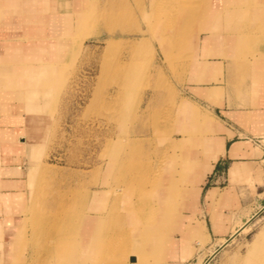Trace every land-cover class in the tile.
Here are the masks:
<instances>
[{"label":"rangeland","instance_id":"1","mask_svg":"<svg viewBox=\"0 0 264 264\" xmlns=\"http://www.w3.org/2000/svg\"><path fill=\"white\" fill-rule=\"evenodd\" d=\"M59 1L49 0L52 4ZM108 1L100 0L101 7H98V10ZM143 1L148 4L155 0ZM128 2L135 22L132 20L124 24L131 33L129 35L118 33L114 36L111 47L107 48V40L111 36L103 29L101 19L99 22L92 20L90 10L94 5L91 4V0L89 2L87 0L89 7L86 6V11L90 18L85 25L77 27L68 37V44L64 45L59 65L61 68L57 72L59 76H56V82L55 78L51 79V93H48L47 101L42 102V105L46 106L39 112H28L17 99L8 103L10 107L7 112L0 110V128L15 129V137L12 140L17 144L15 152L0 150V159L4 164L25 167V193L15 204L14 232L21 234L16 241L19 246L15 248V257L29 259L28 264L32 262L44 264L45 258L48 260L47 264L55 261V247L60 241L56 236L63 232L59 228L62 223L66 227L77 216L76 195L91 196L93 191L101 189L112 191L109 186H103L106 184L109 163H113L117 171L126 156L136 153L143 157L155 156L157 151L166 155L164 158L159 156L157 162L163 159L167 163L170 162L173 153L170 142L184 120L176 118L181 102L187 101L203 112L208 110L202 102L200 91L189 87L193 74L188 70H174L170 66L185 60L197 62L199 58L204 57L199 35L204 39L209 32H202V16L203 12L208 11L216 1L201 0L197 6L193 28L187 24L183 31L184 37H181L183 33L175 28L176 31H171V42L165 37H150L152 34L149 26L140 14V0ZM0 3L3 1L0 0ZM14 8L17 9V6ZM241 19L239 21L241 28L246 30L247 18ZM222 20L227 22L225 17ZM178 25H181V22ZM135 28H139V32L145 37L137 35ZM47 34L50 35L49 30ZM195 36L197 46L193 39ZM139 43V51L135 56L138 69L129 72L127 66L133 58L132 47ZM211 57L213 56L206 58ZM158 69H162L165 74L163 82L157 80ZM221 97L222 94L218 97L219 102ZM31 113L38 114L42 119L39 127L40 136L36 141H32L33 145L26 140L22 146L16 137L21 134L26 137L25 126ZM162 116L165 117L163 124ZM200 124L202 129L198 128L196 122L190 124L193 135L188 142L212 135L207 126ZM255 143L261 144L259 140H255ZM32 149L37 151V156L33 160L38 163L39 170L32 182H29L27 174L34 165V161L29 160V151ZM255 161L257 168L243 161L253 175L249 181L246 177L233 181L228 170L229 189L224 190L228 186L226 180L214 184L217 174L210 177L207 188L216 186L223 189L216 190L222 196V200L217 202L207 200L205 194L204 198L201 196L190 208L182 209L181 212L187 224L198 225V221L204 223L206 238L202 239L188 233L182 239L180 232H177L176 246L169 253L168 249L164 254L161 253L156 264H201L209 258L211 251L219 246L221 239H228L233 229H237L240 223L247 222L249 218L258 214L250 225V230L236 236L210 264H222L225 254L232 257L236 254L238 257L245 256L255 235L264 228V156ZM226 169H218L225 173V178ZM148 176L153 179V172ZM251 184L257 188L253 190ZM110 199L109 202H112L114 197ZM89 212L90 210L84 209L85 216H88ZM214 218L220 221L222 227L220 231L213 229ZM209 219L212 230L210 226L207 230L204 222L207 221L209 224ZM39 220L50 222L45 237L46 250H50L49 256L46 253L41 254L42 250L33 244L34 226Z\"/></svg>","mask_w":264,"mask_h":264},{"label":"bare ground","instance_id":"2","mask_svg":"<svg viewBox=\"0 0 264 264\" xmlns=\"http://www.w3.org/2000/svg\"><path fill=\"white\" fill-rule=\"evenodd\" d=\"M99 1L91 0L94 8L90 6V15L93 21L102 20L103 29L111 36L107 40V48H110L114 36L118 33L122 35L131 33L128 32L130 29L124 22L132 20L135 22V16L128 0H117L116 3L107 0L103 8L98 10V7H101ZM200 1L155 0L146 4L140 0V14L149 26L152 34L150 37H165L171 42V31L178 29L183 33L187 24L194 26ZM208 1L210 0H206ZM217 1L222 8L215 11L212 18L213 20L217 18L219 22L225 17L230 31L233 29L235 19L258 14V7L251 4L254 0ZM217 1L216 3L219 4ZM6 2L12 7L14 2L18 4L20 12L14 7L5 11L4 5L0 4V17L22 14L23 18L16 20L0 18V33L7 31V36L3 35L0 38V91L4 97H10V101L19 99L28 112H39L46 106H43L42 102L47 101V95L51 93V79L55 78L56 82V76H59L57 72L61 68L59 65L64 53V45L68 44V37L77 27L85 25L90 18L86 11L87 0H60L55 4L50 3L49 0H6ZM206 15L208 16L207 13ZM180 22L181 25H178ZM47 30L50 31V35L47 34ZM134 31L137 35L145 37L139 32V28H135ZM184 36L185 33L181 35ZM24 39L26 40L23 41ZM193 39L197 46V36ZM138 46L140 43L132 47L133 58L127 66L129 72L138 69L135 57L139 51ZM170 68L195 71L197 74L202 69V65L185 60ZM162 69H158V81L165 79ZM195 78L197 79V75L193 76V79ZM157 84L159 85L158 82ZM3 88L6 90L4 91ZM162 118L163 124L165 117ZM176 118L184 120L183 126L181 125L170 142L173 150L171 161L167 163L163 159L157 162L159 156L161 158L166 156L164 152L157 151L156 158L143 157L139 153L126 156L117 171L115 165L109 163L106 184L103 186H109L112 191L101 189L93 191L91 196L76 195V219L66 227L62 223L59 230L64 233L56 236L60 238L54 252L56 259L48 264H151L152 260H154L152 264H156L161 253L164 254L167 249L169 253L176 246L177 232H180L182 239L188 233L202 238L201 225L187 224L181 212L182 209L190 208L195 200L198 201L200 198L202 180L224 154V140L216 135L218 125L187 101L181 102ZM27 121L26 133H24L27 138L22 134L16 138L20 143L27 140L33 145L32 141H36L40 136L39 127L42 119L38 114L31 113ZM194 122L201 129L200 123H203L212 135L195 142H188L187 140L193 135L190 124ZM29 154V160L34 161L28 174L29 182H32L38 173L39 165L33 160L37 156V151L32 149ZM242 154H245L244 149L234 145L231 156ZM150 172H153V179L148 176ZM237 172L238 169L235 167L231 170V175L234 176ZM111 196L114 199L109 202ZM84 209L90 210L88 216H85ZM257 217L258 214H255L234 231L231 239L221 248L213 251L208 260L202 261L201 264H210L231 241L235 240L236 236L248 232ZM49 223L40 220L35 223L32 239L35 247L38 246L39 250H42L41 254L46 253L48 256L50 250H46L45 237L49 231ZM263 241L264 228L255 235L244 257H241L242 255L238 257L236 254L231 259H226L227 254H225L222 264H264ZM47 262L45 258L44 264Z\"/></svg>","mask_w":264,"mask_h":264},{"label":"crops","instance_id":"3","mask_svg":"<svg viewBox=\"0 0 264 264\" xmlns=\"http://www.w3.org/2000/svg\"><path fill=\"white\" fill-rule=\"evenodd\" d=\"M0 4L4 5L3 9L5 11L15 7V5L17 10H20L18 8L20 6L15 2L13 7L9 6L6 0ZM251 4L258 7V14L246 17L248 23L246 30L241 28L239 22L242 20L241 18L235 19L231 31L228 30L226 21L221 19L218 22L217 18L213 20L214 12L222 8L220 2L219 4L214 2V5L204 12L202 32L208 31L209 34L204 39L199 35L202 43V56H204L202 58L204 59L199 58L196 62L200 66L202 65V69L197 74L195 71L191 72L193 76L197 75V79H193L192 76L189 87L200 91L202 102L208 110L203 112L198 108L202 111H200L202 114L208 115L218 125L216 135L224 140V154L214 164L212 170L208 173L209 175L207 174L208 176L206 175L201 183L200 197L204 198L206 194L205 198L214 202L222 200V196L216 190L223 189L216 186L207 188L212 175L217 174L214 178V184L226 180L228 186L224 190L229 189L228 170L233 181L242 177H246L249 181L253 175L244 162H248L250 166L257 168L255 160L264 156V0H254ZM0 18L4 20L14 18L16 20L23 18V16L18 14L12 17L9 15L1 16ZM3 35L7 36V31L1 32L0 38ZM207 56L213 57L207 59ZM196 82L202 83L197 84ZM3 90L6 89L3 88ZM221 94V102H219L218 97ZM9 99L10 97H4V94L0 91V110L7 112L8 107H10L8 103L11 102ZM15 133V129L0 128L1 151L15 152L17 144L12 140ZM255 140H259L261 144L256 145ZM21 145L24 146V143H21ZM234 145L244 149L245 154L232 157L231 150ZM251 153H253V156H251ZM235 167H237L238 172L232 176L231 170ZM221 168H227L226 178L225 173L218 170ZM24 176L25 167L23 165L4 164V161L0 159V264L30 263L29 259H16L15 257V248L19 246L16 241L21 234L20 232L16 234L14 232V212L17 199L23 197L25 193ZM250 187L253 190L257 188L253 184ZM249 220L250 218L247 221ZM204 222L207 230L209 226L212 230L210 219L209 224L207 221ZM213 222V229L220 231L222 229L220 221L214 218ZM244 223L246 222L240 223L237 229H233L228 239H221L219 246L211 253L221 248L227 240H230L235 233L234 231L238 230ZM198 224L202 227L204 234H202V239H204L206 238V227L204 223L199 221ZM231 258L232 256L227 255L226 259Z\"/></svg>","mask_w":264,"mask_h":264}]
</instances>
